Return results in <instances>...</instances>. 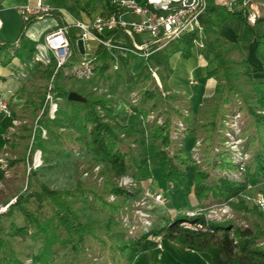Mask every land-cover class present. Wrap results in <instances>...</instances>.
<instances>
[{
  "label": "trees",
  "instance_id": "trees-1",
  "mask_svg": "<svg viewBox=\"0 0 264 264\" xmlns=\"http://www.w3.org/2000/svg\"><path fill=\"white\" fill-rule=\"evenodd\" d=\"M105 2L107 14L120 11L111 0ZM259 7V14L251 22L250 3L238 0L230 6L208 0L206 26L201 33L191 30L169 40L157 53L149 54L147 63L132 74L129 83L123 65L105 43H100L91 57L81 54L76 42L79 36L71 26L67 60L58 68L54 59L47 65L34 64L31 76L7 101L11 118L0 114V133L7 141L6 148L0 149L5 163L0 162V178H5L4 173L10 169L24 178L27 162L38 150L44 154V165H49L66 149L86 148L102 166L70 188L49 186L33 168L26 187L13 195L15 200L0 212V264H143L133 252L139 254L144 242L157 235L205 251L212 264H264V225L248 216L251 208L242 196L247 185L264 178V6ZM53 14L61 17L58 10ZM230 17L241 20L253 34L259 68L241 56L236 43L219 33V27ZM33 21L22 27L20 47L15 48L14 41L0 40L4 63L21 49L23 32ZM119 32H105L104 37L114 38ZM198 37L203 40L202 47L195 45ZM194 46L214 87L197 113L190 100L172 91L168 84L170 57L179 53L189 58ZM128 54L126 62L131 64L135 53ZM156 56L162 66L157 70L160 82L150 68ZM82 61L93 67L91 76L79 77L72 72L81 67ZM53 74L54 94L64 100L62 105L59 102L55 118L50 117L48 106L44 107L47 84L37 80L40 77L49 82ZM77 82L82 85L77 87ZM96 82L105 89L98 91L88 85ZM71 90L80 92L85 101L68 99ZM133 91L137 96L131 103L132 113L124 118L115 105L120 96ZM236 114L242 121V150L250 152L244 171L231 159L234 151L226 145V130L232 129L230 123ZM43 128L48 130L45 138ZM184 133L201 140L202 162L195 161L183 145ZM154 154L168 183H180L191 168L189 189L184 188L182 194L189 198L193 193L198 207L207 208L233 197L234 215L206 220L203 214L191 216L187 209L180 208L173 216H161L163 224L135 234L128 232L122 221L134 217L133 201L140 188L120 184V177L129 171L138 181H151L149 162ZM216 170L223 173H214ZM231 173L237 178L230 177ZM15 212L23 215L22 223L13 217ZM261 216L264 213L258 211L257 217ZM7 217L11 219L4 224ZM183 220L204 221L208 228L192 230L181 225ZM27 236L42 241L40 252L28 251L24 240ZM178 263L187 264L182 260Z\"/></svg>",
  "mask_w": 264,
  "mask_h": 264
},
{
  "label": "built area",
  "instance_id": "built-area-1",
  "mask_svg": "<svg viewBox=\"0 0 264 264\" xmlns=\"http://www.w3.org/2000/svg\"><path fill=\"white\" fill-rule=\"evenodd\" d=\"M236 0H226L227 5H234ZM111 3L119 8V12L113 14H106L105 16H97L92 21H84L81 19H74L69 22L63 19V22L60 23L54 30L45 34L41 45H39L32 57V64L42 63L49 64L52 59L56 61V68L67 60L70 55V39H69V30L73 26L77 29V34L79 38L84 40V43L97 34H104L105 32H112L115 30H120V32L125 33L127 36L134 38L135 34H140L147 32L150 35V40L152 44H155L158 49L169 40L179 38L187 31L198 30L199 33L202 31V24L200 22V14L205 12L208 0H111ZM244 3H250V15L249 19L251 22H254L256 16L259 14V9L256 7L255 3L251 0H244ZM57 10L56 8L50 6L45 0H29L26 4L22 5L19 8L20 17L22 18L24 25L28 22H31L36 19L43 18L45 16L53 15V11ZM139 15L140 18H126L124 14L128 13ZM2 25V20L0 17V27ZM113 37L103 38L101 43H105L108 47L113 46ZM20 39L14 41V46L20 47ZM148 41L143 44H138L133 41V44L130 46V51L139 54L148 46ZM195 45L202 47L203 40L199 38L195 40ZM13 52V50H12ZM149 54V52H145ZM92 66H89L87 62L82 61L81 67L72 70V72L79 77H89L92 75L93 70ZM53 77L51 76L49 82H47V91L45 94L44 107L48 106L49 115L51 118H55L59 109L60 97L54 94L53 88ZM0 114L6 118H11L12 112L8 107V102L5 99H0ZM238 114L234 115L233 121L230 123L232 129L226 130V145L229 140L231 143H235L234 146L241 144V137L239 133L241 130L242 121L239 120ZM13 123H17V120H13ZM48 135V130L43 128L42 136L45 138ZM241 146L237 149H240V153L237 152V149H234V159L236 158V163L239 164L241 171L245 170V163L248 159L246 152L241 150ZM245 155V156H244ZM3 158L0 156V162L3 163ZM42 163V152L40 150L35 151L33 154V159L30 162H27L26 172H29L38 167ZM5 164V163H3ZM230 177L233 178L237 175L232 173ZM121 177L120 184L127 186H132V182H127L128 180ZM264 182V178L262 180ZM260 189V188H259ZM262 190V189H260ZM258 191L256 195L251 199L253 203L263 211L264 213V192ZM161 193H156L152 196L157 201L165 203ZM243 196V195H242ZM165 198V197H164ZM223 200V202L217 203L215 205H210L207 208L198 207L196 209L187 210V214H203L205 219H223L231 217L233 214L230 211L232 209V200ZM15 200V197L11 199L10 202L6 203L0 210H6L8 205ZM214 206H219V210H215ZM221 209V210H220ZM181 225L192 229V230H207V222L204 221H191L183 220ZM150 226L145 225V230H148ZM159 248L162 247V244L159 242L156 244ZM193 251V249H190Z\"/></svg>",
  "mask_w": 264,
  "mask_h": 264
},
{
  "label": "crops",
  "instance_id": "crops-1",
  "mask_svg": "<svg viewBox=\"0 0 264 264\" xmlns=\"http://www.w3.org/2000/svg\"><path fill=\"white\" fill-rule=\"evenodd\" d=\"M26 2H29V0H0V17L2 20V25L0 27L1 41H15L18 39V36L22 32V27L24 26V22L20 17L21 15L19 8L26 4ZM45 2L56 8L61 13V17L53 14L34 20L24 30L22 43L23 46L19 51H17L16 55L11 57L10 60L6 61V63H4L2 58H0V99H5L8 101V99L17 91L19 86H21L20 84L29 76H31V69L34 65L32 64L31 60L34 55L35 45L42 42L45 34L54 30L61 23V19L67 20L69 22L73 21L74 19H81L89 22L97 16H105L107 14L105 0H45ZM215 2L219 4H226V0H215ZM237 3L238 0L235 1V4ZM254 3L256 7H258L259 11L261 9L259 6H264V2H260L258 0H255ZM124 17L140 18L139 15L129 14V12L124 14ZM204 22L205 12H202L200 14L199 23H201L203 26H206V23ZM73 29L77 32L76 28L73 27ZM218 31L222 36L238 45V52L243 57H246L248 61L254 66V68H259L261 66L260 59L257 56L254 48L256 43L252 36L253 34H251V32L241 20L230 17L226 19V21L219 27ZM145 34L148 33L143 32L140 34H135L134 38L132 39L125 33L119 32L113 38V46L109 47L110 51L117 57V60L121 62L123 67H128L129 64L126 62V56L131 52L129 48L133 44V41L138 44H143L148 41L147 48H145V50L141 51L139 54H135V57L132 60L131 67L134 69L133 73L137 72L142 68L143 64L147 63V57L150 53H157V51H159V49H156L157 46L152 44L150 35L146 36ZM103 38L104 34H97L94 38L86 41L84 43L86 52L88 54H93ZM145 51H149V54L144 53ZM192 51H194V53L189 58L181 57L179 53H175L170 57L172 73L168 77V84L172 91L174 90L183 93L190 100L192 104V110L197 113L199 106H201L205 99L213 93L214 87L212 80L207 78V70L204 64L201 62L198 50L196 49ZM157 59L158 57L156 56L154 60ZM124 72H126L125 68ZM256 76L261 77L263 74L257 73ZM130 78H128L126 75L127 83H129ZM37 80L41 84H47V80L43 78L39 77ZM76 85L77 87H80L78 83H76ZM77 92L78 91H76V93ZM60 102L62 105L64 100L60 99ZM118 102L120 107L122 104H125L123 95L119 97ZM117 113L124 118H127V116L130 115L124 114L123 112ZM190 137L191 136H189V134L186 136V148L187 143L188 145L190 144ZM192 137L195 136L193 135ZM6 146V135L4 133H0V149H4ZM152 158L156 164L159 159L158 155H152L150 157V162ZM7 173L9 174H7L6 177L9 178L6 180V182L12 183V181H18V179H15L18 177L17 171L10 169L7 171ZM261 182L262 180L252 183L258 184V189H262V187H260ZM155 190L163 191L164 194H169L166 193L164 189L159 190L155 188ZM0 192V195H3V193L6 194L8 192V187L5 186L0 190ZM210 264H212L211 261Z\"/></svg>",
  "mask_w": 264,
  "mask_h": 264
},
{
  "label": "rangeland",
  "instance_id": "rangeland-1",
  "mask_svg": "<svg viewBox=\"0 0 264 264\" xmlns=\"http://www.w3.org/2000/svg\"><path fill=\"white\" fill-rule=\"evenodd\" d=\"M128 18V17H127ZM130 18V17H129ZM203 26V25H202ZM146 36L149 35L145 34ZM154 45V44H153ZM164 45L159 47L160 50L163 48ZM197 47L194 46L193 50H196ZM145 50V49H144ZM143 50V51H144ZM147 52V51H145ZM144 52V53H145ZM149 52V51H148ZM151 54V53H150ZM149 56V55H148ZM200 56V55H199ZM242 56V55H241ZM148 58V57H147ZM201 62L204 64L202 57L200 56ZM132 64V63H131ZM131 64H129L128 67H124L128 78L132 76L133 73V67H131ZM145 64H143L142 67H144ZM159 63V60H154L153 63L150 65L152 70V75L156 78L158 82L159 76L157 73V70H160L162 66ZM140 70V69H139ZM138 70V71H139ZM137 71V72H138ZM136 73V72H135ZM84 82V81H82ZM82 82H77L78 85H82ZM130 82V81H129ZM91 87H94V89H97L98 91L104 90L105 86H102L101 82L95 83H89L88 84ZM159 86L161 87V84L159 83ZM137 96L136 92H126L123 94V97L125 99V104H122V106H119V102L115 105L116 112L124 113V114H131V103L135 101V97ZM123 99V98H121ZM121 110V111H117ZM189 133H184L182 137V143L186 148V136H188ZM191 136V141H189V145L187 143V148L189 153L196 159L197 162H202L203 155L199 152V145H201V140L192 137V134H189ZM234 142L231 143V140H229L227 144V148H230L232 150L239 148L240 146L243 147L242 142L238 146H234ZM240 149H237V152L240 153ZM242 150V148H241ZM247 157L250 156V152H246ZM245 156V155H244ZM231 159L236 161V158L234 159V152L231 155ZM44 154L42 155V163L36 167V170H38V173L41 174V178L43 181H45L49 186L54 188H70L74 185H76L79 182H82L85 180V178L90 177L92 174L96 173L99 168L102 166L100 161H97V157L87 150L86 148H74V149H66L61 154L58 155V157H55L49 165H44L43 163ZM150 167L153 171V178L151 181H138L136 178H134L132 175H130L129 171L123 175L125 177V180H128L127 182H132L133 187H139L140 190L136 194L133 206H132V212L134 214V217L129 221L126 218H123V223L125 224L126 228L128 229V232H131L132 234L139 232V231H146L145 225L150 226L149 228L154 227L155 225L163 224L159 220V218L163 215L166 216H173L177 212L178 209L184 208L187 210H192L196 206L198 208L199 205L196 204L197 199L195 198V195L191 193L189 196H185L182 194V190L189 189V183L191 180L192 173L191 168L188 169V173L180 180L179 183L177 180L168 183L167 180L163 176V172L161 167L159 166L158 162L155 164L153 161V158L151 159V162L149 163ZM4 172V171H3ZM93 172V173H92ZM19 173V172H18ZM214 173H223V171L216 170ZM7 173V171L4 173ZM28 175L25 170V177L20 178L17 177L15 179H18V181L9 183L6 182V180L9 177L4 176L0 179V190L4 188L5 186L8 187V192L6 194L3 193V195H0V209L2 206H4L7 202H10L11 199H13L17 192L24 189L27 185ZM232 176H234L231 173ZM4 178V179H3ZM11 178V177H10ZM121 179V177H120ZM100 181V178L97 179V182ZM262 184V185H261ZM260 184V187L263 189H258V184H253L252 182L247 185V189L243 192V197L245 199L246 204L251 208V211H249L247 214L250 218L254 219L257 218L261 224L264 225V216L257 217V212L261 211L251 200L256 193L260 190L264 192V182L262 181ZM152 185V186H151ZM163 190L166 193L164 194L163 191L155 190ZM3 192V191H2ZM1 193V192H0ZM156 193L163 194V200H165V203H161L160 201H157L155 198H152V196ZM8 200L7 202H4V200ZM186 199H190L194 202H187ZM223 202V201H221ZM220 202H215V205ZM232 209L230 208L231 213H234V207L233 203ZM219 206H214L215 210H219ZM221 210V209H220ZM4 210H0V212H3ZM234 215V214H233ZM13 217L16 219L17 222L22 223L23 222V215L21 213H14ZM4 224L9 223L8 217L5 218ZM25 244L27 245V249L31 253H38L42 250V241L40 239L33 238L31 236L25 237ZM162 244V247L159 248L156 244L158 243ZM189 246H182L177 241H167L163 236L157 235V236H150L147 241L144 242L142 247L140 248V253L137 254L136 252H133V256L138 257L143 264H179L178 260H182L186 262L187 264H193L194 262H200L203 264H210V259L208 254L203 250H194L191 251ZM97 258V257H96ZM29 261H31V258H28ZM34 264H43L40 262H36Z\"/></svg>",
  "mask_w": 264,
  "mask_h": 264
},
{
  "label": "water",
  "instance_id": "water-1",
  "mask_svg": "<svg viewBox=\"0 0 264 264\" xmlns=\"http://www.w3.org/2000/svg\"><path fill=\"white\" fill-rule=\"evenodd\" d=\"M76 42H77V46L81 54H84L86 57L92 56L91 53L88 54L86 52L84 40L82 38H79ZM68 99L77 100V101H85V97L78 92L76 93V91L74 90L68 93Z\"/></svg>",
  "mask_w": 264,
  "mask_h": 264
},
{
  "label": "bare ground",
  "instance_id": "bare-ground-1",
  "mask_svg": "<svg viewBox=\"0 0 264 264\" xmlns=\"http://www.w3.org/2000/svg\"><path fill=\"white\" fill-rule=\"evenodd\" d=\"M141 61V60H140ZM141 63V62H140Z\"/></svg>",
  "mask_w": 264,
  "mask_h": 264
}]
</instances>
